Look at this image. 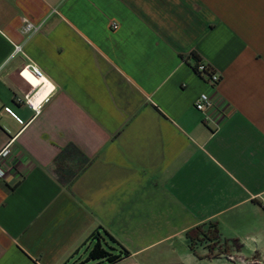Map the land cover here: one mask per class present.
Masks as SVG:
<instances>
[{
  "label": "crops",
  "instance_id": "crops-1",
  "mask_svg": "<svg viewBox=\"0 0 264 264\" xmlns=\"http://www.w3.org/2000/svg\"><path fill=\"white\" fill-rule=\"evenodd\" d=\"M15 135L0 264H81L98 228L114 264L264 262V0H0V150Z\"/></svg>",
  "mask_w": 264,
  "mask_h": 264
},
{
  "label": "built area",
  "instance_id": "built-area-1",
  "mask_svg": "<svg viewBox=\"0 0 264 264\" xmlns=\"http://www.w3.org/2000/svg\"><path fill=\"white\" fill-rule=\"evenodd\" d=\"M39 29H40L39 26H36L31 22H29L28 20H25L21 27V33L25 36H32L33 34L37 33ZM19 53H22V46H15L14 54H19ZM26 71L36 80V85L33 87L31 93H33V91L37 90L38 88L40 90L43 87H47L48 90L47 96H43L35 103H33V98L37 93H35L33 96H31V94H28L24 98L25 105L29 106L33 111H35V114H39L43 102L46 101L48 95L53 91V87H51V85L47 83V81L44 79V75L35 65L28 64L26 66ZM196 73L200 77L204 78L212 89L216 88V86L219 84L221 80L219 74H217L212 68H208L207 65L203 63L198 64ZM216 108H217L216 102L207 93L201 94L194 102V109L197 112L204 114L206 121L209 120L208 114L213 110H216ZM16 137H17L16 135L10 137L7 143L5 144V146L0 150V161L3 159H8L10 157H13L15 151ZM4 175L5 174L2 168L0 167V178H3ZM254 200H258L260 206L264 210V192L255 196Z\"/></svg>",
  "mask_w": 264,
  "mask_h": 264
},
{
  "label": "trees",
  "instance_id": "trees-1",
  "mask_svg": "<svg viewBox=\"0 0 264 264\" xmlns=\"http://www.w3.org/2000/svg\"><path fill=\"white\" fill-rule=\"evenodd\" d=\"M190 57L193 60V70L197 72L198 64L205 63L202 62L195 54H192ZM206 65L208 68H211L208 64ZM113 241L114 239L105 230L102 228L96 229L83 244L84 246L86 244L92 245L91 248L89 247V250H87V258L83 264H87L89 262H96L98 264H114L123 256L127 257L128 252L123 249H121L120 254H113L110 252L112 250L108 247V245ZM106 247L108 249H106Z\"/></svg>",
  "mask_w": 264,
  "mask_h": 264
},
{
  "label": "rangeland",
  "instance_id": "rangeland-1",
  "mask_svg": "<svg viewBox=\"0 0 264 264\" xmlns=\"http://www.w3.org/2000/svg\"><path fill=\"white\" fill-rule=\"evenodd\" d=\"M106 249H108V248L106 247ZM197 249L198 248H196L194 251L196 252ZM226 249L227 248H225V251H226ZM81 264H83V262ZM87 264H89V263H87ZM90 264H98V263L91 262ZM219 264H264V262H258V260H256V258H253V260L251 262L249 260L246 261L243 256H240L234 252H225L222 255V259H221V262Z\"/></svg>",
  "mask_w": 264,
  "mask_h": 264
}]
</instances>
